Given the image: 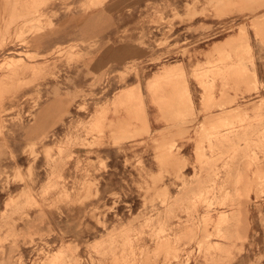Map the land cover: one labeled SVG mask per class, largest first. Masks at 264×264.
Returning <instances> with one entry per match:
<instances>
[{
  "label": "rangeland",
  "instance_id": "obj_1",
  "mask_svg": "<svg viewBox=\"0 0 264 264\" xmlns=\"http://www.w3.org/2000/svg\"><path fill=\"white\" fill-rule=\"evenodd\" d=\"M0 264H264V0H0Z\"/></svg>",
  "mask_w": 264,
  "mask_h": 264
},
{
  "label": "bare ground",
  "instance_id": "obj_2",
  "mask_svg": "<svg viewBox=\"0 0 264 264\" xmlns=\"http://www.w3.org/2000/svg\"><path fill=\"white\" fill-rule=\"evenodd\" d=\"M139 93H140V92H139ZM139 93H138V94H139ZM140 94H141V93H140ZM244 201H245V200H244ZM242 203H244V202H242ZM241 205H242V204H241Z\"/></svg>",
  "mask_w": 264,
  "mask_h": 264
}]
</instances>
